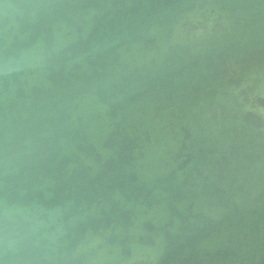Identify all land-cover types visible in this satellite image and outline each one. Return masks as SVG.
<instances>
[{
	"label": "water",
	"instance_id": "water-1",
	"mask_svg": "<svg viewBox=\"0 0 264 264\" xmlns=\"http://www.w3.org/2000/svg\"><path fill=\"white\" fill-rule=\"evenodd\" d=\"M0 264H264V0H0Z\"/></svg>",
	"mask_w": 264,
	"mask_h": 264
}]
</instances>
